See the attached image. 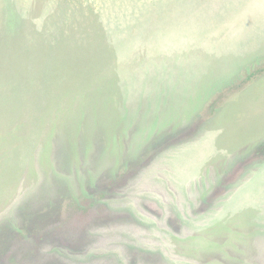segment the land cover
<instances>
[{"label": "rangeland", "instance_id": "374dc122", "mask_svg": "<svg viewBox=\"0 0 264 264\" xmlns=\"http://www.w3.org/2000/svg\"><path fill=\"white\" fill-rule=\"evenodd\" d=\"M195 1L0 0V264H264V0Z\"/></svg>", "mask_w": 264, "mask_h": 264}, {"label": "crops", "instance_id": "0c3cea01", "mask_svg": "<svg viewBox=\"0 0 264 264\" xmlns=\"http://www.w3.org/2000/svg\"><path fill=\"white\" fill-rule=\"evenodd\" d=\"M202 0H197V2H201ZM195 1L196 6H199V3H197ZM199 8V7H198ZM200 9V8H199ZM199 12H201L202 10H198ZM230 12L232 13H236V14H245V20H240L238 23H240L239 26H244V24L246 23V25H250L251 20H253V25L256 24L259 20V18L264 19V16L262 14H264V4H232L230 6ZM256 14V15H253ZM253 15V16H252ZM236 26V27H239ZM264 28L260 31L261 34L264 35ZM239 37L237 38V41L239 40Z\"/></svg>", "mask_w": 264, "mask_h": 264}]
</instances>
